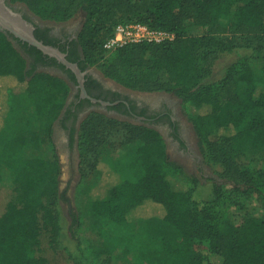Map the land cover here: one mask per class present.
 Wrapping results in <instances>:
<instances>
[{
	"label": "trees",
	"instance_id": "16d2710c",
	"mask_svg": "<svg viewBox=\"0 0 264 264\" xmlns=\"http://www.w3.org/2000/svg\"><path fill=\"white\" fill-rule=\"evenodd\" d=\"M10 1L23 2L42 19L56 21L83 11L79 44L84 68L97 66L132 90L171 92L185 104H195L201 112L190 120L203 155L236 177L215 183L204 194L199 179L170 160L158 130L121 123L127 141L139 142L133 159L138 173L130 177L123 173L122 162H112L110 176L98 182L104 186L103 193L90 197V213L94 219L118 226L133 223L131 213L146 204H159L163 214L142 218L144 230L139 238L103 233L105 240L99 246L87 236H78L70 252L74 263L112 264L113 252L120 247L124 257L136 259L133 264H264V0ZM128 21L173 33L174 39L105 50L104 42L115 26ZM189 22L202 32L189 34ZM226 33L255 45L263 69L256 70L243 57L218 81L202 84L218 54L236 46ZM26 55L37 60L48 57L0 30V87L7 93L0 95V133L15 111L12 85L23 84L27 124L37 127L34 136L15 131L0 149V180L5 170L11 190L0 215V264H49L40 254L41 237L47 234L54 246L63 236L60 201L65 196L59 189L61 168L53 126L70 86L61 77L38 72ZM101 122L97 115L82 122V156H92L108 141L111 132ZM29 138L48 142L52 159L21 156ZM176 183L184 184V189ZM74 219L81 228L82 221Z\"/></svg>",
	"mask_w": 264,
	"mask_h": 264
},
{
	"label": "rangeland",
	"instance_id": "374dc122",
	"mask_svg": "<svg viewBox=\"0 0 264 264\" xmlns=\"http://www.w3.org/2000/svg\"><path fill=\"white\" fill-rule=\"evenodd\" d=\"M8 1L12 5L26 8L33 16H35V18L57 26H60L61 22H67L72 19L74 23L81 22L84 25L85 22V13L83 11L78 12L69 20L56 21L51 19H42L30 10L27 4L23 2L12 3L10 0ZM188 32L189 34H200L202 29L194 23L189 22ZM225 37L230 40L234 39L236 46L218 54L212 63L211 73L202 80V84L218 81L225 75L227 68L233 62L243 57L248 59L252 67H255L256 70L263 69V63L259 59L260 52L256 50L255 45H247L243 42V40H235V38L229 33H226ZM90 68L107 82L119 86L121 89H129L130 91L127 92H129L132 96L136 94L145 95L144 93H139V91L134 93L131 91L132 89L125 87L116 79L106 75L104 70L97 66H90ZM37 71L61 77L52 69H38ZM22 85L23 84L12 85L9 90L11 91V103L15 107V111L9 119L7 128L0 133V149L7 138H9L17 130L18 132L24 131L29 136L36 135L35 130L37 127L35 125L27 124L29 112L27 111L23 93L21 92L23 89ZM6 94L7 93L4 87H0V95ZM70 94L71 87L65 100V104ZM175 99L179 101L180 104V107L178 108L179 110L176 112V117L181 123L187 126L190 144L187 149L186 147H179L178 145L175 147V145L171 144L169 140H164L166 151L170 160L182 165L187 175L197 177L200 181V186L204 194L210 192L215 183L236 178L232 174L224 173L222 166L208 161L203 155L200 149L199 139L190 120V117L200 113L201 109L195 104H185L183 100L176 95ZM91 115L99 116V118L102 119L100 125L102 127H107V131L111 132V135L106 136L108 141L100 145L97 153L95 152L96 154L94 153L92 156L88 154L82 156L79 146L76 151L73 149L70 150L67 145H64V134L61 139H54L61 168L59 189L60 193H63L65 198L60 201L63 225V236L60 243L53 246L50 243L48 235L45 233L41 237L40 254L48 259L49 264H75L70 256V252L74 251L78 236H87V238H91L95 244L99 246H102L105 240V238L102 237L103 233L107 236L134 234L136 238H139L144 230V223L141 219L161 217L163 214V208L159 204H146L140 207L138 211L136 209L131 213L129 218L133 220V223L129 226H118L106 220H98L92 217L90 213V197L94 194L103 193L104 186L99 185L100 179L105 177L108 178L110 176L109 174L113 169L111 164L112 162H122L124 164L122 167L123 173L125 172L130 177H135L138 173L137 170L134 169L135 164L133 159L135 158V150L139 145V142L129 139L127 141L126 135H123L125 132L122 129L121 123L125 122L131 125H147L134 120L130 121L118 119L116 117L109 116L105 112H92L86 116L83 121ZM1 125L2 118H0V126ZM165 137L168 139L167 135H165ZM20 155L39 156L47 160H51L53 151L48 142H40L39 139L31 141V138H29L23 143ZM95 159L98 160V162L96 167H93ZM9 182L7 173L4 170L1 173L0 180V215L10 197L11 190L6 186ZM183 185L184 184L182 183H176L177 188L184 189ZM256 206L257 213L261 215L263 213L261 206L258 204ZM75 217L82 221L81 228H79V225L75 223ZM119 248L113 252L112 264H133L136 261V259L131 256L124 257L120 252L121 249Z\"/></svg>",
	"mask_w": 264,
	"mask_h": 264
},
{
	"label": "flooded vegetation",
	"instance_id": "af4514ba",
	"mask_svg": "<svg viewBox=\"0 0 264 264\" xmlns=\"http://www.w3.org/2000/svg\"><path fill=\"white\" fill-rule=\"evenodd\" d=\"M14 8L21 12L23 17L34 25V34L39 40L45 44L59 48L66 54L69 61L79 65L81 70L85 72L84 87L87 94L91 98L98 100L93 102L90 98L82 96L76 75L70 69V72L67 71L68 69L55 58L45 55L42 51L44 56H48L43 60H37L35 56L26 55L29 61L36 63L38 69L54 70L71 87V94L60 117L55 121L53 126L54 139L59 140L64 134V145H67L70 150H78L79 127H81L83 119L92 112H105L109 116L118 119L144 123L148 127L158 130L164 140H169L175 147L178 145L179 147L189 148L190 141L187 126L176 117L180 104L175 99L174 93L165 91H139V93H144L145 95H130L127 92L130 91L129 89H121L119 86L107 82L92 71L90 67L84 68V64L81 63L83 58L82 48L79 44V35L82 31L83 23H74L72 19L67 22H61V25L57 26L35 18L22 6H15ZM52 59H55L58 64L63 65L65 68L59 67ZM44 61L47 63L46 65H44ZM72 74H74L75 78L72 77ZM131 91L137 93V90ZM100 101L107 104L103 105ZM165 135L168 136V139Z\"/></svg>",
	"mask_w": 264,
	"mask_h": 264
},
{
	"label": "water",
	"instance_id": "95a60500",
	"mask_svg": "<svg viewBox=\"0 0 264 264\" xmlns=\"http://www.w3.org/2000/svg\"><path fill=\"white\" fill-rule=\"evenodd\" d=\"M15 5L10 4L8 0H0V30L12 34L15 38L27 42L36 47L45 55L55 58L59 63L70 69L77 77L81 95L90 98L93 102L98 100L91 98L84 87L85 72L81 70L79 65L67 59L66 54L59 48L45 44L39 40L34 34V25L26 20L21 12L15 10ZM103 105L106 102L100 101Z\"/></svg>",
	"mask_w": 264,
	"mask_h": 264
},
{
	"label": "built area",
	"instance_id": "2783aa9c",
	"mask_svg": "<svg viewBox=\"0 0 264 264\" xmlns=\"http://www.w3.org/2000/svg\"><path fill=\"white\" fill-rule=\"evenodd\" d=\"M173 39V33L152 29L140 22L128 21L115 26L112 36L104 42L103 48L111 51L130 43L162 42Z\"/></svg>",
	"mask_w": 264,
	"mask_h": 264
}]
</instances>
